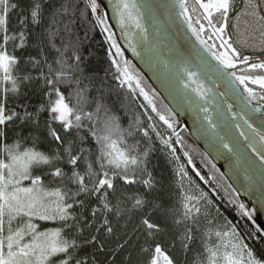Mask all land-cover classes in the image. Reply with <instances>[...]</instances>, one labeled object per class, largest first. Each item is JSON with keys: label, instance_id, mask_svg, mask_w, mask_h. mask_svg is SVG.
I'll list each match as a JSON object with an SVG mask.
<instances>
[{"label": "trees", "instance_id": "16d2710c", "mask_svg": "<svg viewBox=\"0 0 264 264\" xmlns=\"http://www.w3.org/2000/svg\"><path fill=\"white\" fill-rule=\"evenodd\" d=\"M35 2L10 0L17 8L9 12L8 34L18 35L23 31L26 40L23 48L12 42L5 46L8 54L19 61L12 73L17 80L18 92L13 94L7 91L4 99L6 113L15 112L17 118L0 126L3 129L0 159L10 162L3 153L5 146L21 153L34 150L49 157L61 156L51 166L33 167L31 176L41 179L45 191L60 190L65 194L64 203L72 204L69 215L73 219H33L31 222L37 225V232L60 231L65 239L78 246L70 251L73 262L79 261L81 264H147L151 253L142 249H154L157 245L169 252L174 264H189L193 256L191 252L197 246L196 239L192 238L188 243L184 256V237L189 228L176 221H182L184 217L181 212H185L180 194L184 196L185 191L193 186L207 195L248 249L264 264V235L257 231L258 227L248 216L243 215L246 209L240 208L242 204L237 196L185 129H181L177 135L173 134V129L177 130L175 117L158 100L144 77L139 73V77H136L138 71L134 66L131 69L135 71L133 80H139L140 87L149 94L156 111H152L134 83L131 84L132 90H129L128 84L121 86L122 77L116 72L112 61L115 59L124 67L126 58L116 55L108 39L111 32L107 23H100L104 18L99 12L92 11L91 0H39L40 22L28 21L21 25L19 21L29 16ZM189 7H192L191 2ZM247 11L246 0H233L229 29L242 54L249 56L254 63L264 62V53L259 51V33L245 27L249 19L245 16ZM105 26L108 31L104 30ZM244 41H247V45L242 46ZM127 64L130 65V62L127 61ZM57 77L61 79L56 82V87L65 96L66 102L75 106L81 115L92 114V121L84 120L80 129L64 132L61 125L51 119L48 111H41L42 107H47L49 99L55 98L49 96L53 91L50 82L56 81ZM2 87L6 90L10 85ZM250 87L259 91L254 85ZM97 104L102 105L98 112ZM26 113H31V116L24 118ZM160 116H164L168 123ZM108 121L119 126L125 145L135 148L133 155L145 157L143 167L146 170L131 177L137 180L133 185L124 184L115 173H111L119 194L108 198L110 207H113L111 213L103 210L100 195L79 191L76 184L51 175L57 168L69 176L72 174L66 155L69 147L74 155L84 157L78 161V172L84 174L88 162L98 168L95 160L100 144L93 133L104 134ZM50 127L63 138L62 143L51 137ZM144 132L148 135L145 136ZM166 134L174 135L171 140L174 156L161 141ZM17 144L18 149L15 148ZM179 165L189 175L190 182L182 176L179 181L176 175H179ZM148 174L152 186L145 188L141 181L148 178ZM86 184L89 189L93 186L87 179ZM19 186L34 187L30 179L23 180ZM128 197L131 199H126ZM135 198L145 201L144 208H133ZM93 210H99L95 216L92 215ZM144 218L158 225L160 231L146 237L143 229L139 228ZM105 220L108 221L107 226L112 227V234L107 233V226L102 227ZM29 239L26 237V240ZM121 244L124 247H120ZM62 258H54L53 264H59Z\"/></svg>", "mask_w": 264, "mask_h": 264}, {"label": "snow or ice", "instance_id": "6c2138e0", "mask_svg": "<svg viewBox=\"0 0 264 264\" xmlns=\"http://www.w3.org/2000/svg\"><path fill=\"white\" fill-rule=\"evenodd\" d=\"M190 2L192 4L191 8L189 7ZM177 3L181 10L178 15L186 23L199 47L215 61L216 65L224 70L230 78L231 84L243 88L249 103L255 102L260 105L254 109L255 112H260L261 108H264V103H261L264 102V62H252L251 58L242 54L233 45L231 38L226 35L229 29V13L233 8V0H206V2L205 0H177ZM246 3L249 11L245 13V16L249 19L246 21L245 27L251 29L253 33H259L261 44L259 51L264 53V0H259V2L246 0ZM91 5L92 11L96 12V0H91ZM135 6L136 0H119V7L122 9L120 12L122 26L125 14L131 19V9ZM16 8L17 5L10 3V0H0V74H2L0 75V126H4L17 118L15 112L6 113L4 106L6 92L10 91L13 94L18 92L17 80L12 73L14 67L19 63L14 56L8 54L5 46L12 42L23 48L26 40L23 31L18 35L8 34V15L10 11ZM40 16L41 4L39 0H36L29 16L23 17L19 23L25 25L26 22L30 21L38 24ZM100 23L103 24L104 21L101 20ZM135 26L138 29L141 28L138 20ZM104 30L108 31L106 26ZM108 39L111 41L112 47L115 48L116 55L122 56L123 53L116 45L111 34H109ZM245 45H247V41H244L242 46ZM112 63L116 66V72L122 77L121 86L128 84L129 90H132L131 84L134 83L144 100L155 112L156 108L149 98V94L140 87L139 80H133L128 67H121L115 59ZM184 73L188 81L196 85L195 88L190 89L191 92L199 100H205L206 93L210 92V89H206L205 85L199 82V73L189 71L187 68ZM60 79V77H57L56 81L50 82L53 91L49 93V96L55 98L49 99L47 107H42L41 111H48L51 114V119L61 125L64 132H71L73 129H80L84 120L92 121V114L84 113L81 115L75 106H71L66 102L65 96L56 87V82ZM5 84H9L10 88L5 90L2 87ZM253 85L259 91L250 87ZM182 86L185 90L190 88L189 83L182 82ZM101 108L102 105L97 104V112ZM229 110H231V105H229ZM30 116L31 113H26L24 118ZM235 118L234 116L233 119ZM160 119L168 123L164 116H160ZM244 123L259 137L261 144H264V132L257 131L247 120ZM212 124L213 122L209 120V125ZM93 127L95 126L93 125ZM168 127L172 128V125L168 124ZM173 131L175 130L173 129ZM49 133L55 141L63 142V138L58 135L55 129L50 127ZM143 134L148 135L147 132ZM93 135L96 136L97 143L100 144V150L95 160L98 168L94 167L93 163L88 162L86 163L85 173L78 172L76 170L78 161L84 157L74 155L71 147H69L66 150V155L67 163L72 167V174L69 176L62 169L57 168L51 175L76 184L79 191H91L94 195H100L103 198V210L111 213L113 207H110L108 198L109 196L119 195L111 173H115L126 185L136 184L137 180L131 177L146 171L143 167L145 157L132 154L135 148L125 145L123 134L120 133L119 126L113 121L106 122L104 134L97 135L94 132ZM241 135L243 136L244 133L241 132ZM2 136L3 129L0 127V137ZM221 147L228 152L233 151V148L227 142L222 143ZM15 148L18 149L19 145L17 144ZM3 153L10 162L0 159V264H53L56 257H63L59 260V264H81L79 261L73 262L70 250L78 247L73 241L65 239L60 231L37 232V225L31 222L33 219L43 221L50 219L68 221L73 219L69 215L72 204L65 205L64 203L65 194L60 190L45 191L41 179L31 176L33 167L51 166L56 160L61 159V156L49 157L34 150H26L21 153L7 146L3 148ZM253 155L257 157L261 165H264V153L253 151ZM97 177L100 178L95 179ZM29 179L34 187L19 186L23 180ZM86 179L89 183H92L91 189L87 186ZM141 183L145 188H150L152 186L150 174ZM187 199L191 201L192 197ZM144 205L145 201L142 198H135L134 209H142ZM184 208V219L176 222H194L200 209L189 207L187 204L184 205ZM240 208L243 210L244 206L240 205ZM97 211L99 210H93L92 215L95 216ZM243 215L248 216L249 219L252 218V215L247 211H243ZM21 224L23 226H20ZM107 225L108 221L105 220L102 227ZM139 228L143 229V234L146 237H152L155 232L160 231L159 226L150 222L147 218L140 221ZM106 231L112 234L113 229L111 226H107ZM257 231L260 230L257 229ZM190 233L191 229L184 237L185 248L192 240ZM26 237H30V239L26 240ZM207 240L211 243H207L203 249L204 261L202 264H261V260L256 258L253 252L243 244L234 229L225 232L216 231L208 235ZM120 247H124V244H121ZM142 251L151 253L147 264H161V259L163 264H173V261L164 254L158 245L154 249L145 247Z\"/></svg>", "mask_w": 264, "mask_h": 264}, {"label": "water", "instance_id": "95a60500", "mask_svg": "<svg viewBox=\"0 0 264 264\" xmlns=\"http://www.w3.org/2000/svg\"><path fill=\"white\" fill-rule=\"evenodd\" d=\"M96 2L121 52L166 103L264 233V165L253 155V151L264 153V144L244 123L247 120L264 132L263 108L255 112L260 105L249 103L240 87L231 84L224 70L199 47L178 15L177 0H136L132 18L125 14L123 26L119 0ZM137 20L140 29L135 26ZM186 68L198 72L199 82L210 89L205 100L191 92L196 85L188 81ZM182 82L190 88L185 90ZM225 142L232 152L221 147Z\"/></svg>", "mask_w": 264, "mask_h": 264}, {"label": "rangeland", "instance_id": "374dc122", "mask_svg": "<svg viewBox=\"0 0 264 264\" xmlns=\"http://www.w3.org/2000/svg\"><path fill=\"white\" fill-rule=\"evenodd\" d=\"M206 2V0H205ZM96 12H98V4H97V8H96ZM100 14V13H98ZM102 15V14H100ZM104 18V22L107 23L104 15H102ZM107 26L110 30V34L112 35L113 39L114 35L107 23ZM227 36H229L228 34H226ZM116 45L118 46L116 40H115ZM119 47V46H118ZM124 55V54H123ZM125 57V56H124ZM126 58V57H125ZM127 59V58H126ZM126 65L129 69V73L133 76L135 74V71H131V69H133L132 67L134 66L133 63H131V61L129 59L126 60ZM127 61L130 62V65L127 64ZM135 67V66H134ZM136 69V67H135ZM137 70V69H136ZM138 71V70H137ZM138 73L140 75H142L139 71L135 74L136 77L138 76ZM143 77V76H142ZM145 79V78H144ZM146 80V79H145ZM147 81V80H146ZM148 83V82H147ZM148 85L150 86V88L154 91V93L156 94L158 100L162 103V105H164L169 111L170 109L168 108V106L166 105V103L162 100V98L158 95V93L154 90L153 87H151V85L148 83ZM132 86V85H131ZM132 89V87H131ZM171 112V111H170ZM171 114L175 117V115L171 112ZM264 114V113H263ZM176 122L175 125L177 127V130L174 132L173 134L177 135L181 132V129H184L183 126L181 125V123L177 120V118L175 117ZM186 131V130H185ZM187 132V131H186ZM188 134V132H187ZM172 136L174 135H164L163 137H161V141L162 143L168 147V149L171 151L172 156H174V149H173V145L171 143L172 140ZM188 136L190 137V135L188 134ZM191 138V137H190ZM192 139V138H191ZM193 141V139H192ZM195 143V142H194ZM170 145V146H169ZM195 145L200 149V147L195 143ZM201 150V149H200ZM202 151V150H201ZM203 152V151H202ZM204 153V152H203ZM205 154V153H204ZM209 159V158H208ZM210 161V160H209ZM211 162V161H210ZM178 163V162H177ZM178 166V165H177ZM179 175L178 173L176 174L179 178L180 181V177L182 176L187 182H190V178L189 175L183 170L182 166L179 165ZM217 169V168H216ZM228 184V183H227ZM229 185V184H228ZM230 187V185H229ZM231 188V187H230ZM231 190L233 191V189L231 188ZM234 192V191H233ZM235 194V193H234ZM236 195V194H235ZM188 197H192V200L189 201L187 198ZM180 201L181 204L183 206V209L185 211L184 205L187 204L189 207H193V208H199L200 212L198 215L195 216V221L194 222H186L184 223V225H187V227L189 229H191V236L193 239H196L195 244L197 243V246L195 247V250H193L191 252V254L193 255L192 258L189 261V264H202V262L204 261V253H203V249L205 247V245L207 243H211V241L207 240V236L210 234L215 233L216 231H220V232H225V231H229V230H233L234 227L230 224L229 221H227L218 211L217 208L214 207L212 201L207 197V195L205 193H203L202 191H200L197 188H194L192 186L191 189H188L185 191L184 196L180 194ZM198 201V203H197ZM245 209V208H244ZM181 215L184 217V213L181 212ZM184 218H182L183 220ZM251 220L253 221V219L251 218ZM254 222V221H253ZM254 224L257 226V224L254 222ZM258 227V226H257ZM186 228V227H184ZM258 229L261 231V233H263V231L258 227ZM235 230V229H234ZM189 231V230H188ZM187 231V232H188ZM235 232L237 233V231L235 230ZM238 234V233H237ZM264 235V234H263ZM239 236V235H238ZM240 238V236H239ZM213 239H215V237H213ZM240 240L243 242V240L240 238ZM244 244V242H243ZM245 245V244H244ZM185 252H184V256L187 253V248H185ZM164 252L165 255H167L170 259L172 258L171 255L169 254V252L167 253L166 250H162ZM173 261V259H171ZM174 264V261H173Z\"/></svg>", "mask_w": 264, "mask_h": 264}, {"label": "flooded vegetation", "instance_id": "af4514ba", "mask_svg": "<svg viewBox=\"0 0 264 264\" xmlns=\"http://www.w3.org/2000/svg\"><path fill=\"white\" fill-rule=\"evenodd\" d=\"M233 11V10H232ZM232 11H231V13H232ZM230 14V13H229ZM230 16H232V15H230ZM230 19H231V17H230ZM230 30V29H229ZM227 34V33H226Z\"/></svg>", "mask_w": 264, "mask_h": 264}]
</instances>
